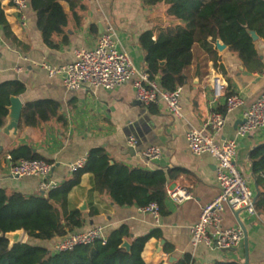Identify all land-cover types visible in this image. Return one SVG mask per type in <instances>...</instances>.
Segmentation results:
<instances>
[{
  "label": "crops",
  "instance_id": "crops-1",
  "mask_svg": "<svg viewBox=\"0 0 264 264\" xmlns=\"http://www.w3.org/2000/svg\"><path fill=\"white\" fill-rule=\"evenodd\" d=\"M77 1L74 11L67 1L62 2L69 14L65 28L68 41L62 43V35H56L54 39L58 47L55 48L43 41L31 4L24 21L11 0H1L11 36L6 35L0 25V83L7 80L23 82L25 91L18 97L24 106L43 99L58 102L61 118L52 117L35 126H19L17 133L0 128V187L25 194L39 192L37 178L10 174V162L6 155L21 145H28L34 152L51 160L53 170L50 177L60 184L71 176L69 166L74 161L93 147H103L113 160L128 166L169 172L165 190L182 186L192 198L180 204L167 198L169 213L156 218L150 212H142L137 205H118L108 194H99L93 187L92 174L85 173L80 184L68 196L69 209L81 210L85 207L81 210L85 217L84 226L79 230L103 225L109 231L127 224L134 236H140L159 228L163 238H150L142 254L145 261L151 264L169 262L168 255L163 252L166 242L174 246L172 256L175 258L189 252L198 263L236 261L243 264L244 241L236 250L210 248L204 244L193 247L191 244L190 228L198 220L202 207L216 197L219 188L216 159L208 154H193L186 134L192 128H202L212 113L218 111L224 113L226 122L216 139L223 142L234 137L243 108L227 113L225 97L212 104L214 90L209 78L216 76L226 84L227 95L230 92L240 94L249 105L264 91V69L250 71L238 53L228 46L223 51L215 48L218 57L215 63L204 48L195 43L192 63L185 70L186 82L180 87L181 118L173 116L164 104H138L131 81L114 89L84 87L69 91L61 75L50 77L41 64L61 65L73 61L76 49L92 48L99 35L111 24L116 31L118 49L128 53L136 67L145 69V52L139 43L141 33L175 23L167 15L164 3L149 6L144 5L143 0ZM256 48L264 65L263 39L256 41ZM131 134L138 140L134 149L127 143ZM263 142L264 128L237 141L235 163L248 179L255 197L258 191L249 155ZM152 144L159 145L162 154L157 160L147 161L142 157L141 150ZM91 208L98 210L97 215H89ZM239 215L248 231L249 264H264V213L257 211L250 214L240 210ZM222 223L227 227L239 225L234 212L227 206L222 212ZM57 239L32 242L47 245L50 249ZM162 240L165 242L162 243Z\"/></svg>",
  "mask_w": 264,
  "mask_h": 264
},
{
  "label": "trees",
  "instance_id": "trees-1",
  "mask_svg": "<svg viewBox=\"0 0 264 264\" xmlns=\"http://www.w3.org/2000/svg\"><path fill=\"white\" fill-rule=\"evenodd\" d=\"M63 1L69 3L72 11L78 5L77 0H30L37 15V27L43 41L50 47H58L54 39L56 35H62V43L68 41L65 28L69 14ZM158 3L167 6L166 13L175 23L170 27L142 32L139 43L145 52V69L152 78L159 76L162 88L176 90L185 84V70L192 63L195 43L204 48L215 63L218 57L214 43L220 40L231 51L238 53L250 71L264 69L256 41L249 32L256 31L264 40V0H143L144 5ZM0 25L6 35L11 36L1 0ZM24 91L25 85L19 80L0 83V128L6 124L11 97ZM52 117L61 118L58 102L51 99L28 102L23 108L19 126H35ZM10 154L14 161L29 158L52 163L28 145L13 149ZM86 156L83 168L73 172L47 194H25L0 187V264H151L145 261L142 254L150 238H163L159 228L134 236L129 225L122 224L107 232L105 243L97 240L63 252H51L47 245L32 242H50L84 226V212L77 208L69 209L68 196L80 184L85 173L92 174L93 187L99 194H108L118 205L144 207L155 202L160 216L169 213L165 190L169 172L128 166L113 160L106 149L99 146L91 148ZM249 159L258 191L255 207L258 212L264 213V142L251 150ZM97 213L96 208L89 211L90 216ZM19 230H24L29 240L11 245L7 234ZM125 241L129 248L124 246ZM163 252L170 258L174 246L166 242ZM168 263L203 264L198 263L189 252ZM209 264L241 263L215 261Z\"/></svg>",
  "mask_w": 264,
  "mask_h": 264
},
{
  "label": "built area",
  "instance_id": "built-area-1",
  "mask_svg": "<svg viewBox=\"0 0 264 264\" xmlns=\"http://www.w3.org/2000/svg\"><path fill=\"white\" fill-rule=\"evenodd\" d=\"M25 21L26 10L30 6V0H11ZM116 31L109 24L90 48H78L75 50L74 60L52 65L42 63L50 77L61 75L64 86L69 91H78L84 87L114 89L131 81L136 99L145 106L152 104H164L168 111L175 117L181 118V90H167L162 88L159 76L152 78L146 69H139L134 64L128 53L118 49L116 45ZM217 47V42L214 43ZM213 87L212 104L225 97V111L227 113L243 108L241 123L238 124L234 137L223 142L216 139L225 126L226 118L222 112H214L202 128H192L186 134L190 151L195 155L208 154L216 159V181L218 194L205 204L198 220L192 224L191 244L193 247L204 244L214 248H237L244 240L242 228L237 226L227 227L222 223V212L225 206L233 212L246 210L250 214H256L255 192L251 185L235 163L238 152V139L246 137L264 128V91L249 105L245 99L237 93L226 94V84L219 81L216 76H210ZM137 138L131 134L127 143L135 148ZM162 150L159 145L152 144L141 150V155L147 161L157 160L161 157ZM6 158L10 162V174L18 177H35L39 180L38 190L47 194L57 188L60 183L51 179L53 164L44 159L22 158L14 161L9 153ZM87 156H81L70 166V172H76L86 165ZM167 198L176 204H180L192 198L191 193L182 186L166 188ZM142 212H150L156 218L160 216L159 206L152 202L141 207ZM107 229L103 225H94L85 230H78L57 239L51 246V252L71 251L74 248L107 239Z\"/></svg>",
  "mask_w": 264,
  "mask_h": 264
},
{
  "label": "water",
  "instance_id": "water-1",
  "mask_svg": "<svg viewBox=\"0 0 264 264\" xmlns=\"http://www.w3.org/2000/svg\"><path fill=\"white\" fill-rule=\"evenodd\" d=\"M249 32H250V35H251V37H252V39L254 41H258L260 39V37H259V35L257 34L256 31L250 30ZM226 47H227V45L224 42H222L220 40L217 41V49L218 50L223 51L224 49H226ZM161 64L163 65L164 62H162ZM137 103L141 104V102H139V101H137ZM23 108H24V105H23L22 101L20 100V98L18 96H12L11 97V103H10V106H9V114H8V117H7L8 124H6L3 127V130H7V131L8 130H13L14 132L17 133L18 127H19V123H20V120H21V117H22ZM241 122L242 121L240 120L238 124H240ZM84 209H85V207L81 208V210H84ZM239 214H240V211L234 212L236 220H237L239 226L242 228L243 233H244V240L243 241H244V248H245V260H244L243 264H249L248 231H247V228H246L245 224L241 220ZM24 233H25L24 230H19V231L7 234V237L10 239L11 245H13L15 243H18V242H21ZM161 242L164 243L165 241L162 240ZM124 246L129 248L128 242L125 241L124 242ZM223 250H236V248H233V247L224 248ZM174 259H175V257L171 256L169 258V261H173ZM165 264H169V263H165Z\"/></svg>",
  "mask_w": 264,
  "mask_h": 264
},
{
  "label": "rangeland",
  "instance_id": "rangeland-1",
  "mask_svg": "<svg viewBox=\"0 0 264 264\" xmlns=\"http://www.w3.org/2000/svg\"><path fill=\"white\" fill-rule=\"evenodd\" d=\"M29 239H28V237H27V235L25 234L24 236H23V238H22V241H28ZM31 241V240H30Z\"/></svg>",
  "mask_w": 264,
  "mask_h": 264
}]
</instances>
